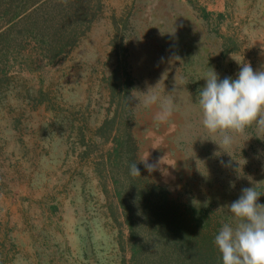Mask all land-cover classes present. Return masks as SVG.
Instances as JSON below:
<instances>
[{
  "label": "rangeland",
  "instance_id": "obj_1",
  "mask_svg": "<svg viewBox=\"0 0 264 264\" xmlns=\"http://www.w3.org/2000/svg\"><path fill=\"white\" fill-rule=\"evenodd\" d=\"M83 1L82 31L51 62L28 42L0 60V264H127L101 166L114 132L105 137L102 124L118 122L127 100L150 178L176 189L210 180L219 200L228 185L264 181V136L230 133L223 149L194 90L213 69L236 78L235 59L264 70V0ZM113 71L127 83L123 101ZM150 87L172 102L164 120L155 118L160 101L139 103Z\"/></svg>",
  "mask_w": 264,
  "mask_h": 264
},
{
  "label": "trees",
  "instance_id": "obj_2",
  "mask_svg": "<svg viewBox=\"0 0 264 264\" xmlns=\"http://www.w3.org/2000/svg\"><path fill=\"white\" fill-rule=\"evenodd\" d=\"M89 15L83 0H0V60L16 57L28 42L51 62L76 40ZM184 62L193 64L192 60ZM194 74L188 67L189 80H195ZM112 77L113 85L124 91L118 98L127 99L126 81L115 71ZM202 87L195 83V92ZM123 104L127 105L125 115L118 122L113 115L102 124L105 137L112 129L114 132L101 166L107 167L113 184L114 214L119 211L126 228L127 264H222L214 238L223 224L237 222L227 205L246 187H254L261 195L257 202L264 204V181L241 183L234 191L228 185L230 189L224 187L219 200L210 180L197 185L186 181L176 189L171 183L150 178L140 158L134 113L128 100ZM244 130L264 136V128L255 122ZM133 163L140 174H132ZM196 164L189 166L196 168ZM121 247L124 249L122 243Z\"/></svg>",
  "mask_w": 264,
  "mask_h": 264
},
{
  "label": "clouds",
  "instance_id": "obj_3",
  "mask_svg": "<svg viewBox=\"0 0 264 264\" xmlns=\"http://www.w3.org/2000/svg\"><path fill=\"white\" fill-rule=\"evenodd\" d=\"M235 60L241 65L236 78L221 80L213 69L204 77L206 84L198 93L202 124L210 133L220 134L219 141L211 140L223 149L234 142L230 133H242L254 122L264 128V70L254 71L251 63ZM152 88L138 97L139 103L147 107L160 101L155 118L164 120L171 114L172 102L161 100ZM144 162L149 171L153 170L152 165ZM130 170L140 174L136 163ZM260 196L254 187H246L237 200L227 205L237 222L234 226L223 224L214 238L222 264H264V204L257 202Z\"/></svg>",
  "mask_w": 264,
  "mask_h": 264
}]
</instances>
